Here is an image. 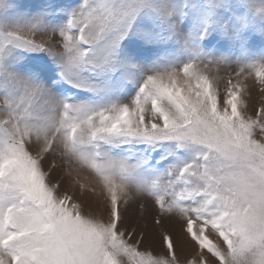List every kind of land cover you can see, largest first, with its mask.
I'll return each instance as SVG.
<instances>
[{
  "label": "snow or ice",
  "instance_id": "obj_1",
  "mask_svg": "<svg viewBox=\"0 0 264 264\" xmlns=\"http://www.w3.org/2000/svg\"><path fill=\"white\" fill-rule=\"evenodd\" d=\"M34 7L0 0V264H181L184 231L182 264H264V105L242 112L238 85L232 112L210 84L207 105L185 91L168 0ZM49 157L90 172L103 200L61 195ZM165 223L180 238L158 239Z\"/></svg>",
  "mask_w": 264,
  "mask_h": 264
},
{
  "label": "rangeland",
  "instance_id": "obj_2",
  "mask_svg": "<svg viewBox=\"0 0 264 264\" xmlns=\"http://www.w3.org/2000/svg\"><path fill=\"white\" fill-rule=\"evenodd\" d=\"M12 2L22 11H32L39 10L34 6L47 4L52 0H12ZM57 2L75 4L78 0H57ZM168 2L177 14L172 17V20L176 22V35L169 41L166 48L174 56L176 61L174 68L179 79L182 82L185 79L188 81L185 91L191 87L193 98L202 99L207 105L211 103V100L204 97L203 93L207 91L210 84L211 96L216 98L218 111L232 112L233 109L227 101L230 93L235 95L237 88L234 86L238 85L240 89H243L242 112H248L249 104L256 108L264 105V93L261 92L264 85L258 84L253 74L257 68L264 67V0H168ZM8 15L7 12L0 13V16L4 18ZM56 15L63 17L64 14L57 9ZM193 52H199L202 55L194 66L191 60ZM186 64L189 65L187 77L182 73ZM247 88H250L249 91ZM197 93L201 95L197 96ZM257 135L264 138V131L257 129ZM57 160L63 164L61 158L57 157ZM49 167L43 164L45 171H48ZM69 167L73 169L77 166L73 164ZM74 173L93 177L90 172L83 169ZM57 181L52 179L53 183ZM88 184L95 188L94 192L103 200L100 184L95 181H90ZM58 189L61 195L71 197L70 202L80 203L70 193L60 188V182ZM78 193L83 194L82 190ZM121 206L127 207L130 213L134 212L143 226L144 220L141 213L144 216L148 213L144 212L136 201H130L127 206ZM156 219L159 217H153V224ZM196 228L198 225H194V230ZM156 231L158 239L162 240L164 235H168L171 239L175 236L180 237V232L184 230L165 223L157 226ZM183 238L189 243V247L194 246V242L186 231ZM141 251L151 252L154 256L162 254L159 247L144 246ZM183 259V255L180 256L181 264Z\"/></svg>",
  "mask_w": 264,
  "mask_h": 264
},
{
  "label": "bare ground",
  "instance_id": "obj_3",
  "mask_svg": "<svg viewBox=\"0 0 264 264\" xmlns=\"http://www.w3.org/2000/svg\"><path fill=\"white\" fill-rule=\"evenodd\" d=\"M249 89L247 88L248 91H249ZM251 91H253V88H251ZM243 93L246 95L245 91ZM242 98L244 99V97H242ZM44 164L47 166L48 165L52 166V165L58 164L60 166V167H57L55 169V172L51 174V178L54 180H58L60 182V188L63 191H65L66 193L67 192L70 193L71 196L75 200L79 201L80 203H82V202L86 203L90 207H95L96 201L101 200L99 198L101 196H99V195L97 196L96 193L94 192L95 188H93L91 185L88 184V182H90V181L98 182L91 175H83V174L78 175L74 172L72 173V175H69L67 173V171L64 169L62 162L58 161L57 158H56V160H53L51 157H49L48 160L44 162ZM77 181H79V183H77ZM80 184H83L85 187L82 189L80 187ZM80 190H82V193H83L82 195H80L78 193V191H80ZM179 231H178V233H179ZM178 238H180V237L179 236L174 237V239H178ZM192 247L193 246L189 247V243L187 242V247L185 248L184 253H180L179 249H178V254L180 256L183 255V257H184V254H186L188 251H191Z\"/></svg>",
  "mask_w": 264,
  "mask_h": 264
}]
</instances>
